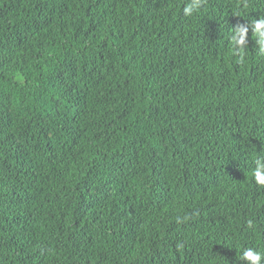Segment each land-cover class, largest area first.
<instances>
[{
    "label": "trees",
    "instance_id": "16d2710c",
    "mask_svg": "<svg viewBox=\"0 0 264 264\" xmlns=\"http://www.w3.org/2000/svg\"><path fill=\"white\" fill-rule=\"evenodd\" d=\"M186 3L0 0V264L264 250V0Z\"/></svg>",
    "mask_w": 264,
    "mask_h": 264
},
{
    "label": "clouds",
    "instance_id": "9594fccd",
    "mask_svg": "<svg viewBox=\"0 0 264 264\" xmlns=\"http://www.w3.org/2000/svg\"><path fill=\"white\" fill-rule=\"evenodd\" d=\"M206 3V0H188L182 9L184 17H193L199 12L201 7ZM240 13H237L239 16ZM251 29L252 36H255V43L259 54L264 55V16H260L243 24H238L234 29H231L229 36L231 53L241 61L246 56V40L247 34ZM254 168L251 170V176L254 183L264 187V156H257L254 159ZM178 222H183L186 217H178ZM240 261L244 264H262L264 262V250L248 247L243 248L240 256Z\"/></svg>",
    "mask_w": 264,
    "mask_h": 264
}]
</instances>
